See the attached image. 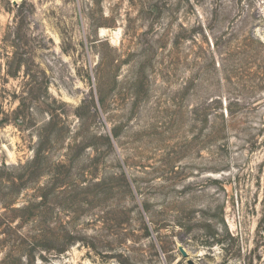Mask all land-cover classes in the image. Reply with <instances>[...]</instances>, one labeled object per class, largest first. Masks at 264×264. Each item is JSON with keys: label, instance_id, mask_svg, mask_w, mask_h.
I'll list each match as a JSON object with an SVG mask.
<instances>
[{"label": "rangeland", "instance_id": "rangeland-1", "mask_svg": "<svg viewBox=\"0 0 264 264\" xmlns=\"http://www.w3.org/2000/svg\"><path fill=\"white\" fill-rule=\"evenodd\" d=\"M264 264V0H0V264Z\"/></svg>", "mask_w": 264, "mask_h": 264}, {"label": "water", "instance_id": "water-1", "mask_svg": "<svg viewBox=\"0 0 264 264\" xmlns=\"http://www.w3.org/2000/svg\"><path fill=\"white\" fill-rule=\"evenodd\" d=\"M178 251L180 252L182 258L186 259V264H194L192 260L187 259V254L181 247L178 248Z\"/></svg>", "mask_w": 264, "mask_h": 264}]
</instances>
